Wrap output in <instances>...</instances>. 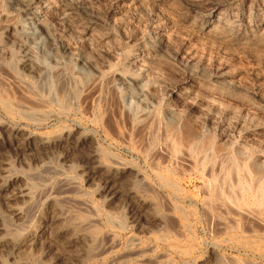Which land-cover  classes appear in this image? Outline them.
<instances>
[{
  "label": "rangeland",
  "instance_id": "rangeland-1",
  "mask_svg": "<svg viewBox=\"0 0 264 264\" xmlns=\"http://www.w3.org/2000/svg\"><path fill=\"white\" fill-rule=\"evenodd\" d=\"M262 179L264 0H0V264H264Z\"/></svg>",
  "mask_w": 264,
  "mask_h": 264
},
{
  "label": "bare ground",
  "instance_id": "bare-ground-1",
  "mask_svg": "<svg viewBox=\"0 0 264 264\" xmlns=\"http://www.w3.org/2000/svg\"><path fill=\"white\" fill-rule=\"evenodd\" d=\"M225 22H226V21H225ZM247 31H248V30H247ZM215 32H216V31H215ZM23 66H24V65H23ZM17 67H18V66H17ZM180 141H181V140H180ZM49 142H50V141H49ZM181 143H182V141H181ZM188 143H189V142H188ZM175 144H176V143H175ZM187 146H188V145H187ZM191 147H192V146H191ZM175 150H176V149H175ZM9 170H10V169H9ZM11 171H12V170H11ZM7 173H8V172H7ZM4 179H5V178H4ZM262 181H263V179L260 181L262 184H261V185H258V186H260V187H259V188H260V189H259V191H260L259 195H260V196H259V197L257 196L258 198H257L256 196H255V197H256V198L258 199V201H259V202H258V201H257V202H258L259 204H261V206H262V205L264 206V184H263L264 181H263V182H262ZM258 182H259V180H258ZM260 182H259V183H260ZM208 185H209V184H208ZM208 185H207V186H208ZM258 186L256 187L257 189H258ZM256 188H255V190H256ZM20 190H21V189H20ZM25 191H26V190H25ZM27 191H29V190H27ZM210 191H212V190H210ZM257 191H258V190H257ZM257 191H255V192H253V193H256ZM24 193H25V192H24ZM253 193H252V194H253ZM22 194H23V193H22ZM257 194H258V192H257ZM257 194H256V195H257ZM8 195H9V194H8ZM25 195H26V193H25ZM28 195H29V194H28ZM253 195H254V194H253ZM19 196H20V195H19ZM22 196H24V195H22ZM26 196H27V195H26ZM27 197H28V196H27ZM255 197L253 198L254 201H256V200H255ZM23 199H25V198H23ZM26 201H27V200H26ZM51 201H52V200H51ZM255 204H256V203H255ZM257 205H258V204H257ZM258 206H259V205H258ZM259 207H260V206H259ZM262 208H263V207H262ZM18 213H19V212H18ZM263 213H264V212H263ZM71 218H73V217H71ZM68 219H70V218H68ZM85 220H87V219H85ZM109 220H110V219H109ZM66 221H67V220H66ZM70 221H71V220H70ZM76 224H77V223H76ZM86 225H87V224H86ZM86 225H85V226H86ZM81 226H82V225H81ZM83 226H84V225H83ZM89 226H91V225H89ZM94 227H95V226H94ZM81 229H82V228H81ZM84 229H85V228H84ZM86 229H87V228H86ZM81 231H82V230H81ZM77 233H78V232H77ZM93 236H94V235H93ZM107 236H108V235H107ZM96 239H97V238H95V240H96ZM98 240H99V239H98ZM93 241H94V239H93ZM96 241H97V240H96ZM97 243H98V242H97ZM128 243H129V242H128ZM101 244H102V243H101ZM101 244H100V245H101ZM100 245H99V246H100ZM91 246H92V245H91ZM95 246H96V245H95ZM146 246H147V245H146ZM146 249H147V247H146ZM97 251H98V249H97ZM89 255H90V254H89ZM99 256H101V255H99ZM114 262H115V261H114ZM112 263H113V262H112ZM20 264H21V263H20ZM113 264H114V263H113Z\"/></svg>",
  "mask_w": 264,
  "mask_h": 264
}]
</instances>
